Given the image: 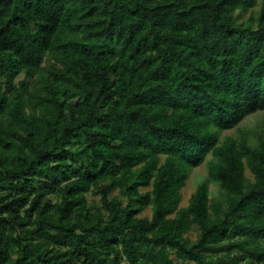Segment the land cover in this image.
<instances>
[{"label":"trees","instance_id":"16d2710c","mask_svg":"<svg viewBox=\"0 0 264 264\" xmlns=\"http://www.w3.org/2000/svg\"><path fill=\"white\" fill-rule=\"evenodd\" d=\"M177 260L264 264V0H0V264Z\"/></svg>","mask_w":264,"mask_h":264},{"label":"rangeland","instance_id":"374dc122","mask_svg":"<svg viewBox=\"0 0 264 264\" xmlns=\"http://www.w3.org/2000/svg\"><path fill=\"white\" fill-rule=\"evenodd\" d=\"M256 120V117L252 116L247 120V123H252ZM206 170L203 166L196 167L194 171L192 172L191 178L189 179L188 184L184 188V203H187L192 193L195 191L199 180L205 176ZM218 184L214 183L212 184V190L214 192H217ZM90 197L95 198L93 195H90ZM97 199V198H96ZM148 211H146L147 213ZM150 213V212H149ZM195 236V234H194ZM178 264H182L181 261L177 260ZM185 264H194V263H185Z\"/></svg>","mask_w":264,"mask_h":264}]
</instances>
